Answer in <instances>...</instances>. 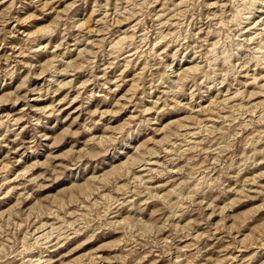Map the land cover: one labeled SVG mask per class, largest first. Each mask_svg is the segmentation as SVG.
<instances>
[{"label":"rangeland","instance_id":"374dc122","mask_svg":"<svg viewBox=\"0 0 264 264\" xmlns=\"http://www.w3.org/2000/svg\"><path fill=\"white\" fill-rule=\"evenodd\" d=\"M0 264H264V0H0Z\"/></svg>","mask_w":264,"mask_h":264}]
</instances>
